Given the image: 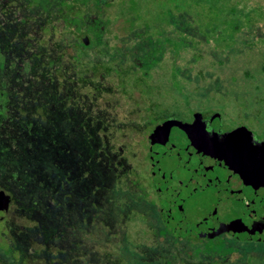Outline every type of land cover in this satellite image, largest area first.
Wrapping results in <instances>:
<instances>
[{"label": "rangeland", "instance_id": "rangeland-1", "mask_svg": "<svg viewBox=\"0 0 264 264\" xmlns=\"http://www.w3.org/2000/svg\"><path fill=\"white\" fill-rule=\"evenodd\" d=\"M10 1L0 0L3 22L12 13H19V9L10 6ZM138 2L136 9L132 0H112L98 5L108 28L103 37L112 38L110 41L114 43L101 72L91 74L87 80L78 79L70 64L58 66L66 77L71 75L69 82L61 77L55 82L54 71L45 73L44 68L38 70L35 66L34 54L43 51V47L35 43L54 42L58 37L57 24L43 12L36 18L26 12L25 7V34L28 36L25 37V55H6L0 47L3 57L2 60L0 57V144L11 150L10 153L0 150V186L15 198L8 217L0 220V256L6 262L1 264L16 263L11 255L3 252L11 243L24 247L30 264H49L46 260L52 253L46 252L48 255L44 257L42 251L35 248L37 233L43 228L33 215L55 224L57 218L64 216L67 206L72 203L81 206L77 199L85 192L90 200L94 193L100 194V176L94 174L92 166L101 167L105 173L110 169L112 158H119L134 166L129 186L139 176V168L135 170L137 130L131 120L136 114L134 104L138 97L151 93L156 98L159 94L160 100L191 99L196 91L185 88L187 83L201 87L235 84L243 90L239 99L257 100L264 96L262 91L251 89L257 83L264 84V0ZM76 7L81 11L98 8L93 1ZM17 19L20 20V16ZM146 22L150 24L145 30L148 45L141 46L140 40L131 38L134 36L122 38L132 27L145 26ZM85 34L90 36L87 32L79 35ZM72 50L74 54L78 52L75 46ZM107 68L111 69L109 74L105 71ZM246 72H251L250 77L245 76ZM47 79L52 82L45 83ZM42 86H46L43 89L44 109L51 116L43 125L44 131L36 125L38 106L31 101L35 93L30 91V88ZM22 88L28 92L17 96ZM202 93L198 91L200 97ZM34 133L41 135L34 149L35 165L31 156H25L36 144L38 137ZM25 136L30 138V142L26 140L28 144ZM3 161H12V165L3 168ZM25 163L30 165V171L25 170ZM25 180L37 197L29 194L31 190L25 187ZM28 194L37 198L40 208L34 200L25 201L26 197L29 199ZM55 197L58 205L53 204ZM73 209L77 215L79 208ZM73 213L69 215L71 222ZM135 232L132 229V233ZM47 233L44 231V236L39 235L38 240L43 247L52 248L48 242L51 235ZM132 237L135 240L136 236ZM122 242L134 252L124 254L120 250V264H145L142 254L145 259H162L155 251L145 254L135 249L134 242ZM17 247L12 246L18 257ZM221 253L222 256L228 253L230 260L221 257L215 264H264L262 241H235L234 251L229 249ZM165 264L186 263L174 259Z\"/></svg>", "mask_w": 264, "mask_h": 264}, {"label": "flooded vegetation", "instance_id": "flooded-vegetation-1", "mask_svg": "<svg viewBox=\"0 0 264 264\" xmlns=\"http://www.w3.org/2000/svg\"><path fill=\"white\" fill-rule=\"evenodd\" d=\"M257 84L251 89L264 93V84ZM184 86L196 91L191 99L160 100L150 93L134 104L135 170L140 174L130 187L138 196L140 216L129 235L136 236V241L131 236L135 249L155 251L162 258L142 254L145 264L174 259L216 263L221 257L230 260L221 252L234 251L235 241L264 242L250 237L257 227L264 233V96L239 99L243 90L235 84ZM13 203L14 196L10 210ZM64 234L61 227L55 234L52 256L59 258L46 261L92 264L91 244L80 245L76 229L66 233L69 242L62 244Z\"/></svg>", "mask_w": 264, "mask_h": 264}, {"label": "trees", "instance_id": "trees-1", "mask_svg": "<svg viewBox=\"0 0 264 264\" xmlns=\"http://www.w3.org/2000/svg\"><path fill=\"white\" fill-rule=\"evenodd\" d=\"M91 1L97 5V9L81 11V9L76 7L77 5L88 4ZM110 1L112 0H11L10 6L19 9V13H12L10 18L6 19V22H3L4 19L0 18V47L6 55H25V49L27 48V45L25 47V37H28L25 34V7L27 10L26 12L36 16V18L37 15L40 17L43 12L47 18L51 21H55L54 23L57 24L56 33H58V37L55 38L56 40H54V42L46 41L45 44H42V42L39 44L38 42L35 43L43 47L42 52L38 51L37 54H34V58L36 59L35 66H37L38 70L44 68L45 73L50 70H52V72L54 71L53 77L55 78V82L57 79L59 80L60 77L64 78L63 80L65 82H69L71 75L66 77L64 72L59 68L66 67V65L70 64L72 71L78 76V79L82 78L83 80H87V77L91 74L97 75L101 72L100 69L102 66H105L104 63L108 60L111 52L110 49L114 43L110 41L112 38L108 40L103 37L107 34L108 28H106V23H104L105 21L102 19L103 15L100 14L102 10L99 9L98 6L101 4H108ZM132 1V6L136 9L139 2L138 0ZM13 14L16 16H13ZM18 16H20V20L17 19ZM144 25L145 26L132 27L129 32L130 34L127 33L123 35L122 38L125 39L129 35L134 36L131 38L140 40L139 43L141 46L144 44L148 45L149 43L145 37V30L150 28V24L146 22ZM47 32L50 31L47 29ZM83 32L89 33L90 36L92 35L89 43L83 41V37L79 35ZM116 35L121 36L117 33ZM73 46H75L78 51L76 54H74L72 50ZM0 57L2 60L3 57ZM27 64L29 65V63ZM1 65L2 64H0V67ZM23 66L25 70V62ZM107 70L105 71L109 74L111 69L107 68ZM9 73L13 74V71L10 70ZM37 73L39 74L38 71ZM146 73H149V71L147 70ZM48 81L52 82L51 79H47L45 83H48ZM45 87L46 86H42L41 88H30V91L35 93V97L31 98V101L35 102L34 104L38 106V119L36 125L39 130L42 131H44L43 125H45V122L51 120V116L45 111L43 104L45 99L43 89ZM26 92L28 91L22 88L21 92H17L16 95L19 96L20 93L25 95ZM35 135L38 138L35 139L36 144L32 146L34 148L29 153H25V156H31L30 160L33 165H35V157H37V155L34 154V149L37 147V139L41 138L39 133ZM27 139L28 137L25 136V141ZM28 141L30 142V138ZM28 141L25 143L28 144ZM3 149L5 153L11 152V150L5 149V147L0 144V150ZM3 163V168H8L9 165H12V161H3ZM111 163L110 169L105 173H103L101 167L92 166L94 174L100 176L102 185L101 193H94L93 198L90 200L88 198V192H85V195L77 199L78 205L81 206L77 207L76 203H72L70 207L67 206L63 210L64 216L61 215V217L55 220L56 225L50 224L45 219L36 217L35 214L33 215L40 221L41 228H43L41 232L38 231L37 233L35 248L40 249L44 257L48 255L46 252L52 253L51 255L56 253V249L54 248L56 245L55 234L59 227L65 232L62 238V244L69 242L66 233H71L73 229L77 230L80 245L81 243L91 244L93 255L92 264H106L108 261L113 264L120 263V250H122L124 254H133L134 251L130 249L127 243L122 241L131 242L129 228L139 221L140 216L138 213L140 206L138 203V196L135 190L128 184L131 180V170H134L131 168H134V166L130 161H122L119 158H112ZM25 164V170L30 171V165L27 163ZM28 180H25V187L30 191L31 188L28 187L30 184H27L29 182ZM12 194L13 193H11V195ZM29 194H34L35 197H37V194L33 192V190H31ZM33 200L36 202L37 198L31 195H29V199L27 197L25 198L27 202ZM54 202L53 204L58 205V198L55 197ZM64 203L68 204L67 201H64ZM37 205L38 208H40L39 204ZM75 206L79 208L77 215H75V212L73 213V208H75ZM83 212L85 214L84 216ZM70 213L74 215L72 222L70 220L71 216H69ZM89 219H91V221ZM37 228H40V225ZM44 231L51 235L48 237V242L52 245V248L40 245L41 240H38V237L39 235L44 236ZM12 246H18V257L15 255L16 250L12 248ZM8 247H5L3 250L4 255H11V259L16 261L14 264H25L27 257L25 256V250H23L24 247L20 246L18 243H11ZM78 253L79 259L85 258L84 251L79 250ZM51 258L58 259L59 257L50 256V259ZM19 261L21 262L19 263ZM1 262H5V260L0 256V264ZM200 263L215 264L207 260H200Z\"/></svg>", "mask_w": 264, "mask_h": 264}, {"label": "water", "instance_id": "water-1", "mask_svg": "<svg viewBox=\"0 0 264 264\" xmlns=\"http://www.w3.org/2000/svg\"><path fill=\"white\" fill-rule=\"evenodd\" d=\"M83 41L86 43L90 42V36L88 34H85L83 36ZM11 199L12 195L1 190L0 189V219H3L7 216L8 212L10 211L11 206ZM261 227H257L256 230H254V233L250 235V237H255L259 239H264V233H260L259 229ZM257 231V233H256Z\"/></svg>", "mask_w": 264, "mask_h": 264}]
</instances>
